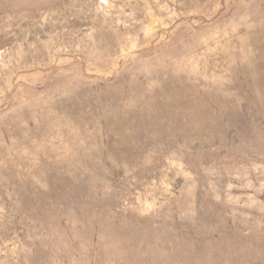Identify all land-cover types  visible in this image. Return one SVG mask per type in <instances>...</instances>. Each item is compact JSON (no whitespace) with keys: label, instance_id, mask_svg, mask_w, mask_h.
<instances>
[{"label":"rangeland","instance_id":"374dc122","mask_svg":"<svg viewBox=\"0 0 264 264\" xmlns=\"http://www.w3.org/2000/svg\"><path fill=\"white\" fill-rule=\"evenodd\" d=\"M0 264H264V0H0Z\"/></svg>","mask_w":264,"mask_h":264}]
</instances>
